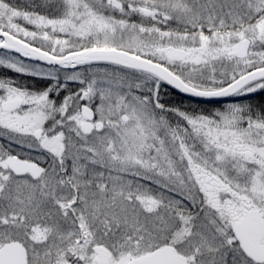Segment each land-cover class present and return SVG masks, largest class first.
<instances>
[{
	"label": "snow or ice",
	"instance_id": "snow-or-ice-1",
	"mask_svg": "<svg viewBox=\"0 0 264 264\" xmlns=\"http://www.w3.org/2000/svg\"><path fill=\"white\" fill-rule=\"evenodd\" d=\"M0 264H264V0H0Z\"/></svg>",
	"mask_w": 264,
	"mask_h": 264
},
{
	"label": "trees",
	"instance_id": "trees-1",
	"mask_svg": "<svg viewBox=\"0 0 264 264\" xmlns=\"http://www.w3.org/2000/svg\"><path fill=\"white\" fill-rule=\"evenodd\" d=\"M257 100L260 101V99H257ZM185 104H186V105L188 104V101H187V100L185 101ZM192 106H193V107H196V104L193 103Z\"/></svg>",
	"mask_w": 264,
	"mask_h": 264
},
{
	"label": "rangeland",
	"instance_id": "rangeland-1",
	"mask_svg": "<svg viewBox=\"0 0 264 264\" xmlns=\"http://www.w3.org/2000/svg\"><path fill=\"white\" fill-rule=\"evenodd\" d=\"M253 103H259L260 101L259 100H255V101H252Z\"/></svg>",
	"mask_w": 264,
	"mask_h": 264
}]
</instances>
